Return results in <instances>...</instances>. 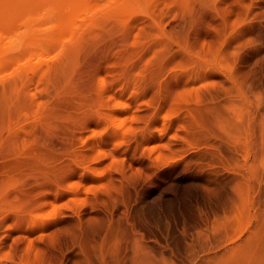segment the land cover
I'll return each mask as SVG.
<instances>
[{"label": "rangeland", "instance_id": "374dc122", "mask_svg": "<svg viewBox=\"0 0 264 264\" xmlns=\"http://www.w3.org/2000/svg\"><path fill=\"white\" fill-rule=\"evenodd\" d=\"M251 4L264 0H0V93L11 96L0 121V176L18 166L47 176L69 170L90 195L124 176L123 188L138 190L146 209L188 215L208 183L197 165L211 148L192 139L188 112L198 101L181 84L199 60L223 77L235 68L229 45L252 28ZM87 155L89 171L73 161Z\"/></svg>", "mask_w": 264, "mask_h": 264}, {"label": "bare ground", "instance_id": "6f19581e", "mask_svg": "<svg viewBox=\"0 0 264 264\" xmlns=\"http://www.w3.org/2000/svg\"><path fill=\"white\" fill-rule=\"evenodd\" d=\"M248 8L254 24L234 37L227 54L236 56L235 68L223 77L199 60L181 84L198 101L187 110L192 139L211 148L197 165L208 183L196 208L175 219L146 209L138 190L123 188L124 176L121 186L112 188V178L104 185L109 190L90 195L77 173L78 179L69 170L54 173L45 182V169L18 166L0 176L1 264H264V5ZM245 45L254 50L243 56L238 50ZM6 94L0 93V121L9 109ZM74 158L89 171L88 159ZM29 171L37 181L27 178Z\"/></svg>", "mask_w": 264, "mask_h": 264}]
</instances>
